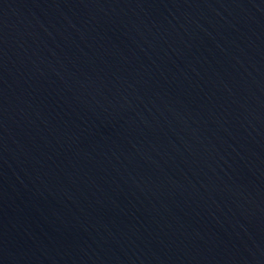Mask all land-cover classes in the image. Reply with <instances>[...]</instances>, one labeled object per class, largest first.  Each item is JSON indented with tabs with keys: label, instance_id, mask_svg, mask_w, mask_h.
Returning a JSON list of instances; mask_svg holds the SVG:
<instances>
[{
	"label": "water",
	"instance_id": "1",
	"mask_svg": "<svg viewBox=\"0 0 264 264\" xmlns=\"http://www.w3.org/2000/svg\"><path fill=\"white\" fill-rule=\"evenodd\" d=\"M0 264H264V0H0Z\"/></svg>",
	"mask_w": 264,
	"mask_h": 264
}]
</instances>
